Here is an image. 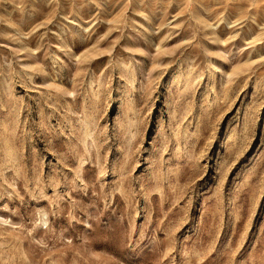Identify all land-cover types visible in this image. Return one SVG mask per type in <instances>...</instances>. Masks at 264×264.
<instances>
[{
    "label": "rangeland",
    "instance_id": "374dc122",
    "mask_svg": "<svg viewBox=\"0 0 264 264\" xmlns=\"http://www.w3.org/2000/svg\"><path fill=\"white\" fill-rule=\"evenodd\" d=\"M0 264H264V0H0Z\"/></svg>",
    "mask_w": 264,
    "mask_h": 264
}]
</instances>
